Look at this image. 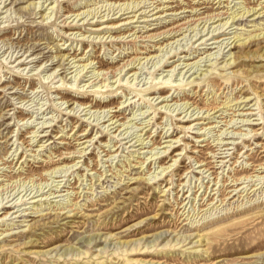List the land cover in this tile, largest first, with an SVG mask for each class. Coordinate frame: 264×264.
I'll use <instances>...</instances> for the list:
<instances>
[{
    "label": "rangeland",
    "instance_id": "obj_1",
    "mask_svg": "<svg viewBox=\"0 0 264 264\" xmlns=\"http://www.w3.org/2000/svg\"><path fill=\"white\" fill-rule=\"evenodd\" d=\"M108 1L0 0V264H264V0Z\"/></svg>",
    "mask_w": 264,
    "mask_h": 264
},
{
    "label": "bare ground",
    "instance_id": "obj_2",
    "mask_svg": "<svg viewBox=\"0 0 264 264\" xmlns=\"http://www.w3.org/2000/svg\"><path fill=\"white\" fill-rule=\"evenodd\" d=\"M122 1L123 0H120V2H110V1H108L109 3L108 4H110V6H115V5H119V9H120V11L121 12H124V13H122V15H120L119 17H117V18H115V19H110L109 17L111 16L110 14V12H109V14L106 16V17H102V18H107L106 20H103V21H100V22H110V20L112 21V20H116V19H118V20H120V19H122V17L125 15V14H128V13H125V11H126V9H123V7L121 8V6L120 5H124V4H127L128 6H129V4H131L130 2L131 1H126V2H124V3H122ZM208 1V0H207ZM3 2L4 1H2V4H3ZM143 2V1H142ZM122 3V4H121ZM136 3V2H135ZM144 3V2H143ZM6 4V3H5ZM136 4H138V3H136ZM132 6V5H131ZM137 6V5H136ZM140 6H141V4H140ZM139 6V7H140ZM259 6H261L260 7V11L261 10H263L262 11V13H263V15H264V2H261L260 4H259ZM6 7V6H5ZM116 7V6H115ZM138 7V8H139ZM43 8V7H42ZM113 8V7H112ZM131 8V7H130ZM130 8H128V9H130ZM132 8H134V7H132ZM116 9V8H115ZM115 9L114 10H112L111 12H114L115 11ZM127 9V10H128ZM259 10V9H258ZM108 11V10H107ZM110 11V10H109ZM249 11V10H248ZM260 11H258L257 13H259L260 14ZM105 12H106V10H105ZM133 12H137V11H134V9H132L131 10V14L133 13ZM154 12V11H153ZM250 13V12H249ZM115 14V12L113 13V15ZM129 14H130V12H129ZM143 14V13H142ZM141 14V15H142ZM150 14V13H149ZM149 14H146V15H148L149 16ZM158 13H155V14H153V15H151V17H156V15H157ZM222 14H224V13H222ZM225 15V14H224ZM87 16V15H86ZM135 16V15H134ZM175 16H177V15H175ZM221 13H217V12H215L214 14H208V18H207V22H209V21H216V22H219V21H221V20H223L222 18H221ZM137 17V15L135 16V17H133V18H136ZM154 17V18H155ZM166 17H168V15L166 16ZM178 17V16H177ZM70 18V17H69ZM206 18V17H205ZM163 19V17L162 16H158V18L156 17V19H152V21H159V20H162ZM140 20V19H139ZM135 21V19L134 20H132V21H128V22H123L122 24L120 23V24H113V25H109L108 24V26H100V28H97L95 31H101V30H106V29H109V30H113V29H118V28H121V26H124V25H128V24H132V22H134ZM97 22V21H96ZM136 22H138V21H136ZM142 22H147V23H149V21L148 20H144V21H142ZM188 22H195V23H200V22H203L202 21V19H199V20H189ZM206 22V23H207ZM229 22L227 21V22H225L224 23V25H221L220 24V26L222 27H224V26H227V24H228ZM66 24H67V22H66ZM187 24V26H188V23H182V24H180V25H177V26H175V27H173V28H170V29H166V30H163L162 32H160V33H156V34H150V32H149V35H148V37H149V39L148 40H153V39H157V38H159V37H161V36H163V35H173L174 33V36H176L178 33H180V31H182V26L183 25H186ZM194 24V23H193ZM195 25H197V24H195ZM64 26H66V25H64ZM67 26H70V25H67ZM219 26V25H218ZM204 27H206V25L204 26ZM227 28V27H226ZM229 28V27H228ZM219 30H220V28H218ZM178 30V31H177ZM225 30V29H224ZM228 30V29H227ZM226 30V31H227ZM157 31H159V30H157ZM177 31V32H176ZM148 33V32H147ZM145 35V34H144ZM135 37H136V35H135ZM105 37H103V39H104ZM101 39V38H100ZM160 39V38H159ZM214 39V43H212V44H218V43H220L221 41L220 40H218L217 38H213ZM227 39V38H226ZM102 40V39H101ZM137 40V39H136ZM147 40V39H146ZM211 40H212V38H211ZM222 40H224V39H222ZM132 41V40H131ZM210 41V40H209ZM155 42V41H154ZM223 42V41H222ZM145 43H146V41H145ZM135 44V43H134ZM203 44V43H202ZM231 44V43H230ZM229 44V45H230ZM205 45V44H204ZM208 45H210V44H208ZM219 45V44H218ZM228 45V44H227ZM137 47V46H136ZM150 47V46H149ZM156 47V46H155ZM143 48H145L146 50H149L147 47H143ZM121 50V49H120ZM135 52V51H134ZM136 53V52H135ZM141 54H144L140 49H138V53L137 54H135L136 56H139V55H141ZM77 58V57H76ZM152 58V57H151ZM133 59V60H132ZM138 59V60H137ZM149 59V58H148ZM74 60V59H73ZM124 60V59H123ZM130 60H132V62H129V63H125L126 65H124L125 67H130L132 64L134 65V67H135V62H137V61H140L141 60V58L140 57H134V58H131ZM137 60V61H136ZM78 61V60H77ZM21 63H23V61H20L19 62V64H21ZM138 63V62H137ZM90 64V63H89ZM72 65V64H71ZM88 65V64H87ZM90 65H92V63L90 64ZM123 65V64H122ZM89 66V65H88ZM137 66V65H136ZM190 66V65H189ZM187 67H188V64H187ZM64 68V67H63ZM88 67L85 65L84 66V69H87ZM92 68V67H91ZM121 68V67H120ZM176 68H177V66H175L173 69H175L176 70ZM195 68V67H194ZM83 69V68H82ZM123 69V68H122ZM122 69H120V70H122ZM113 70V69H112ZM115 71H113L112 73H117V71L119 70V67L118 68H115L114 69ZM94 74V73H93ZM97 74V73H96ZM100 74V73H99ZM134 74L135 73H133L132 75L134 76ZM95 75V74H94ZM120 75V74H119ZM98 77V76H97ZM106 77V76H105ZM97 79V78H96ZM94 81H95V79H94ZM98 81V80H97ZM99 82V81H98ZM102 82V81H101ZM98 84V83H97ZM99 86V85H98ZM104 86V85H103ZM114 88V87H113ZM165 100V99H164ZM163 100V101H164ZM162 101V102H163ZM103 107H106V108H108L109 107V105H105V106H103ZM212 106H208V109L206 110L208 113H210V112H214V114H216L217 112H219V111H217L218 109L217 108H211ZM240 107V106H239ZM102 108V107H101ZM109 111L107 112V114H106V116L104 117V119L105 118H108V116H109V114H111V110L110 109H108ZM117 110H120V107H119V109H117ZM105 111V110H104ZM117 112V111H116ZM243 113V112H242ZM247 114V113H246ZM104 115V114H103ZM212 115V114H211ZM249 115H251L250 113H249ZM208 118V117H207ZM115 119H118V116H116V114H114L113 116H110V118H109V120L108 121H111V122H113L111 125H116V123L118 122V120L117 121H115L114 122V120ZM197 124H205V123H201V122H199V123H197ZM216 128V127H215ZM235 128V127H234ZM86 132H87V130H85ZM83 133V134H79V136H81V137H83V138H81V139H74L75 141H77V140H79L78 142H80V144L81 145H83V144H86V143H91L92 142V139L91 140H87L89 137H90V134L91 133ZM168 133V132H167ZM173 134H174V132L170 135V136H168V137H171V136H173ZM40 137V136H39ZM43 137H46V135H43ZM168 137H166V138H168ZM79 138V137H78ZM200 139V138H199ZM198 139V141H196V143L198 142H204V141H200V140H202V139H200L199 140ZM139 141V140H138ZM167 142H171V144H177V142L178 141H173V140H170V141H167ZM138 143V142H137ZM32 144V143H31ZM142 144V143H141ZM222 144V143H221ZM221 144H219V146H221ZM231 144V143H230ZM35 145V144H34ZM207 145V144H206ZM86 147V146H85ZM84 147V148H85ZM164 148H172V146H166V147H164ZM226 148V147H225ZM237 148V147H236ZM224 150V149H223ZM85 151V150H84ZM84 151H82V152H79V151H77L76 152V149L74 150V151H70L69 152V154H70V156L71 157H63V156H61V158L62 159H60V160H62V162L60 163V162H55V161H51V162H48L47 164H48V166H53V165H60V164H62V163H68L67 161H69L70 159L71 160H73L74 158H76V154H81V153H85ZM198 152H201V151H193V153H198ZM213 153H214V150L212 151ZM158 153V152H157ZM166 153V152H165ZM224 153V152H223ZM223 153H218V152H216L215 151V155H213V157H212V159L214 158V159H222V158H225L224 157V154ZM179 155H181L180 153L179 154H176V156H179ZM218 155V156H217ZM79 156H84V155H79ZM226 156V155H225ZM230 157V156H229ZM70 158V159H69ZM232 159V158H231ZM53 160V159H52ZM59 160V161H60ZM64 160V161H63ZM195 160V159H194ZM198 160V159H197ZM177 160H175V162H176ZM200 162V161H199ZM214 162V161H213ZM216 162H218V161H216ZM224 162V161H223ZM227 163V162H226ZM155 164V163H154ZM212 164V163H211ZM223 164H225V163H223ZM77 164H74V167L76 166ZM209 164H207V166H208ZM171 166L172 165H170L168 168H165V167H163V168H165L166 170H169L170 168H171ZM200 167H201V165H199ZM203 166V165H202ZM210 166V165H209ZM207 168V167H206ZM221 168V167H220ZM209 169H210V167H209ZM262 169V168H261ZM264 170V169H263ZM207 171V170H206ZM201 172V171H200ZM209 172V171H208ZM216 172V171H215ZM172 173V172H171ZM205 173V172H204ZM238 173V172H237ZM164 174V173H163ZM202 174V173H201ZM261 174V173H260ZM214 175V174H213ZM237 176V175H236ZM259 175H257V177H258ZM183 177H180V180L182 179ZM236 178V177H235ZM244 179H245V177H244ZM242 180V179H241ZM230 181H232V180H230ZM238 181H239V179H238ZM209 182V181H208ZM225 182V181H224ZM235 182V181H234ZM227 183H229V182H227ZM252 183V182H251ZM226 184V183H225ZM227 185V184H226ZM181 186H182V184H181ZM231 186V185H230ZM234 186V185H233ZM226 187V186H225ZM242 188V187H241ZM210 189H211V187H210ZM221 189V188H220ZM222 189H223V187H222ZM225 189V188H224ZM232 189V188H231ZM238 189V188H237ZM235 190V189H234ZM225 191V190H224ZM229 191V190H228ZM231 191V190H230ZM237 191V190H236ZM207 192H209V191H207ZM219 192H221V191H219ZM223 192V191H222ZM227 192V191H226ZM239 192V191H238ZM187 193V192H186ZM233 193V192H232ZM235 193V192H234ZM218 194V193H217ZM188 196V195H187ZM208 196V195H207ZM223 196H224V194H223ZM232 196V195H231ZM221 197V196H220ZM215 198H216V196H215ZM211 200V199H210ZM192 201V200H191ZM202 201H203V199H202ZM215 201V200H214ZM222 201V200H221ZM205 202V201H204ZM184 203V202H183ZM191 203V202H190ZM205 204V203H204ZM203 204V205H204ZM185 205V204H184ZM2 210H4V209H1L0 210V217L1 216H4V214L5 213H1V211ZM6 216H8V214L7 215H5V217ZM168 262V261H167Z\"/></svg>",
    "mask_w": 264,
    "mask_h": 264
}]
</instances>
